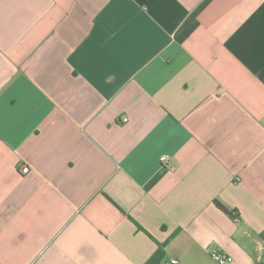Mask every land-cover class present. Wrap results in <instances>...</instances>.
Returning <instances> with one entry per match:
<instances>
[{"label":"crops","instance_id":"crops-1","mask_svg":"<svg viewBox=\"0 0 264 264\" xmlns=\"http://www.w3.org/2000/svg\"><path fill=\"white\" fill-rule=\"evenodd\" d=\"M263 234L264 0H0V264H263Z\"/></svg>","mask_w":264,"mask_h":264},{"label":"built area","instance_id":"built-area-1","mask_svg":"<svg viewBox=\"0 0 264 264\" xmlns=\"http://www.w3.org/2000/svg\"><path fill=\"white\" fill-rule=\"evenodd\" d=\"M119 121L123 124L127 123L128 117L127 116H121L119 118ZM160 162L164 166H170V160L167 156L161 157ZM19 171L21 174H27L30 172V168L27 165H21L19 168ZM234 220L238 221V217L235 216ZM210 255H211L212 259L218 264H229L232 261V257L230 255H228L227 253H224V252L217 251V250H212L210 252ZM164 264H178V261L173 258V259L168 260Z\"/></svg>","mask_w":264,"mask_h":264},{"label":"trees","instance_id":"trees-1","mask_svg":"<svg viewBox=\"0 0 264 264\" xmlns=\"http://www.w3.org/2000/svg\"><path fill=\"white\" fill-rule=\"evenodd\" d=\"M216 206L222 210L224 213L228 214L229 216H235L236 214L234 212L229 211L227 208H225L222 204H220L219 202L215 201ZM263 240H264V234L262 236Z\"/></svg>","mask_w":264,"mask_h":264},{"label":"water","instance_id":"water-1","mask_svg":"<svg viewBox=\"0 0 264 264\" xmlns=\"http://www.w3.org/2000/svg\"><path fill=\"white\" fill-rule=\"evenodd\" d=\"M263 264H264V251H263Z\"/></svg>","mask_w":264,"mask_h":264}]
</instances>
